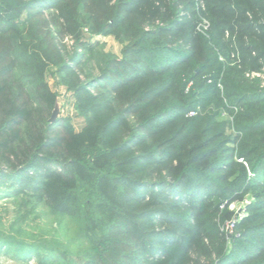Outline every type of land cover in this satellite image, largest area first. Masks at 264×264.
Masks as SVG:
<instances>
[{"label":"trees","instance_id":"16d2710c","mask_svg":"<svg viewBox=\"0 0 264 264\" xmlns=\"http://www.w3.org/2000/svg\"><path fill=\"white\" fill-rule=\"evenodd\" d=\"M263 68L264 0H0V256L264 264Z\"/></svg>","mask_w":264,"mask_h":264},{"label":"rangeland","instance_id":"374dc122","mask_svg":"<svg viewBox=\"0 0 264 264\" xmlns=\"http://www.w3.org/2000/svg\"><path fill=\"white\" fill-rule=\"evenodd\" d=\"M92 40H97L98 45H96L97 50L103 51V52H111L115 54H119L120 52V44L114 40L112 37L106 36V37H101V36H96L92 38ZM73 47V44L71 41H68L66 43V50L71 51ZM99 56V55H98ZM250 77H255L258 78L261 85L264 86V68L260 70L257 73H254ZM49 84L51 88L59 93L58 96V107H59V117L60 116H68L71 118L73 124L76 126V128H79L82 124V119L76 115V111L73 108V103H72V98L71 96L64 91L63 88L61 87H56L54 84V81L52 77L49 75L48 77ZM5 201V198H0V204ZM237 212H241L240 207H237ZM41 213L39 219L36 220L35 224H39L40 222H47L48 217H45ZM48 223V222H47ZM39 235V230L35 229L30 232V235ZM0 264H20V262L12 259L9 256H0ZM23 264H34L33 260H30L28 263H23Z\"/></svg>","mask_w":264,"mask_h":264},{"label":"water","instance_id":"95a60500","mask_svg":"<svg viewBox=\"0 0 264 264\" xmlns=\"http://www.w3.org/2000/svg\"><path fill=\"white\" fill-rule=\"evenodd\" d=\"M58 117H59V107H58V103L56 102L52 110L51 116L49 118V122H54ZM228 236H230V234H228Z\"/></svg>","mask_w":264,"mask_h":264},{"label":"built area","instance_id":"2783aa9c","mask_svg":"<svg viewBox=\"0 0 264 264\" xmlns=\"http://www.w3.org/2000/svg\"><path fill=\"white\" fill-rule=\"evenodd\" d=\"M249 174H251V173H249ZM241 212H242V210H241ZM227 227V229H231L232 228V224L231 223H228L227 225H226Z\"/></svg>","mask_w":264,"mask_h":264}]
</instances>
